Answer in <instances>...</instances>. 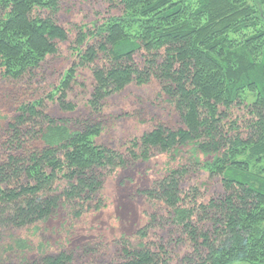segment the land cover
<instances>
[{
    "label": "trees",
    "instance_id": "1",
    "mask_svg": "<svg viewBox=\"0 0 264 264\" xmlns=\"http://www.w3.org/2000/svg\"><path fill=\"white\" fill-rule=\"evenodd\" d=\"M64 1L0 0V80H30L72 38V64L47 96L61 110L76 109L69 94L83 86L81 70L92 75L94 115L129 85L154 79L182 127L158 125L124 155L92 141L102 133L99 121L73 131L46 112L43 99L20 103L0 153V241L46 222L62 205L81 219L99 210L105 172L157 154L176 159L189 147L193 158L214 156L210 178L229 174L222 192L204 202L198 187L182 189L200 172L199 158L145 192L189 241L185 263L264 264V0H98L94 21L72 30L59 23ZM19 243L9 252L35 251ZM166 248L124 242L121 261L110 264H170ZM29 254L20 264H83L64 250Z\"/></svg>",
    "mask_w": 264,
    "mask_h": 264
},
{
    "label": "rangeland",
    "instance_id": "2",
    "mask_svg": "<svg viewBox=\"0 0 264 264\" xmlns=\"http://www.w3.org/2000/svg\"><path fill=\"white\" fill-rule=\"evenodd\" d=\"M102 7L98 0H66L59 13V23L68 30H72L71 25L75 23L89 24L95 19L94 9ZM71 40L60 44L59 53L47 58L30 80L20 85L0 80V153L6 149L8 127L18 114L19 104L34 100L43 99L46 112L55 119H67L73 131L82 130L85 121H99L102 133L99 137H93L92 141L124 155L131 141L158 125L182 127L179 114L162 92L159 82L154 79L143 86L129 85L121 93L104 101L101 115H94L88 102L92 75L87 70H81L78 78L83 86H75L69 94V101L76 109L61 110L47 96L72 64ZM191 149L182 148L176 159L168 154H157L148 162H134L112 173L105 172L103 189L95 201V204H99V210L92 209L81 219H74L67 205H62L57 214L46 222L14 231L12 237L0 241V264H20L29 260L27 251L21 250L16 254L11 253L13 250L9 252L16 244L20 245L19 242L35 250L30 252L32 259L46 252L56 254L64 250L73 253L77 262L83 264L120 262L124 242L136 249H140L141 245L164 244L169 252L170 264H186L185 258L191 253L189 241L181 230L164 223L161 219L165 215L162 207L157 208L152 204L145 192L152 189L155 182L167 172L199 158L198 161L202 163L200 172H193L186 177L182 189L188 191L198 187L204 202L220 194V180L229 177V174L210 178L206 164L211 163L214 156L199 153L193 158ZM146 228L147 236L142 238L140 231Z\"/></svg>",
    "mask_w": 264,
    "mask_h": 264
}]
</instances>
